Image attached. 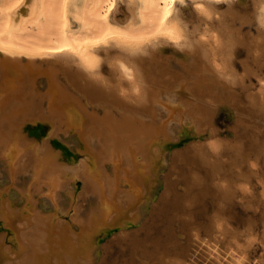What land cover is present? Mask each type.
<instances>
[{
	"label": "bare ground",
	"instance_id": "bare-ground-1",
	"mask_svg": "<svg viewBox=\"0 0 264 264\" xmlns=\"http://www.w3.org/2000/svg\"><path fill=\"white\" fill-rule=\"evenodd\" d=\"M26 3L0 0V264H245L264 0Z\"/></svg>",
	"mask_w": 264,
	"mask_h": 264
},
{
	"label": "rangeland",
	"instance_id": "rangeland-1",
	"mask_svg": "<svg viewBox=\"0 0 264 264\" xmlns=\"http://www.w3.org/2000/svg\"><path fill=\"white\" fill-rule=\"evenodd\" d=\"M186 8H188V9L190 8L191 9V5H189ZM221 10H224V9H221ZM219 12L221 13V11H219ZM241 54H242V52L241 53L238 52V55H241ZM252 83H253L252 86H251L252 88L250 87L251 89L249 91L251 93H255V91H257V92L260 91L262 96H263V98H264V91H263L264 90V83L262 85H258V82L256 83V80H253ZM38 133H40V132H38ZM184 142H186V141H184ZM181 144H182V142H177L174 145L180 146ZM62 152H64V150H62ZM65 156L72 157L73 155H65ZM161 170L162 169H160V173H162ZM260 177H261L260 176V171H258V173L256 174V177L253 178V180L249 183L248 187H245L246 185L243 186L244 187L243 189L247 188L248 190L246 189L244 192L240 190L242 193H240V191H239L240 195L235 200V204L233 206L234 207L233 211L235 213V216H234L235 219L233 221V224H232L233 226L232 227L234 229H237V231L241 230V232H242V230H244V220H246L247 218H249V217L253 216V214H255V212L251 211L249 208L247 209V206H248L247 204L250 203V204L255 205V206L259 204V197H260L259 194L261 192V186L260 185H261V182H262V179ZM258 218H260L259 215L257 216V219ZM260 225H261L260 224V220H257V223L255 225H253V227H252V232H251L252 234H250V235L248 234L247 235L248 237L246 235L244 237H242L243 239L240 240V243H237L238 245H236L235 247H234V245L231 246L232 249H234L236 251V253L233 254L234 256L230 257L232 260H234L236 258H239L238 256L241 255L243 257V261H244L245 264H264V235L262 233L263 227L260 226ZM249 237L250 238L252 237V239L253 238H255V239L252 240ZM106 238L107 237H104V236L99 237V239H102V240H104ZM247 241H248V243H247ZM219 247H220L219 250L223 254V258L225 257L224 260L226 262V259L229 258V256H228L229 255V251H231L232 249L228 250L223 245H221ZM191 250L193 251V249H191ZM196 253L198 255L200 254V253H198L197 250H196L195 254ZM210 257H212V256H210ZM203 264H205V262ZM220 264H223V263H220Z\"/></svg>",
	"mask_w": 264,
	"mask_h": 264
},
{
	"label": "water",
	"instance_id": "water-1",
	"mask_svg": "<svg viewBox=\"0 0 264 264\" xmlns=\"http://www.w3.org/2000/svg\"><path fill=\"white\" fill-rule=\"evenodd\" d=\"M187 138V137H186ZM60 148H62V150H64V155H68V152H67V150H66V148L65 147H60ZM119 184V183H118ZM120 185V184H119ZM100 191H98L97 193H99ZM96 193V195H94L91 199H90V201H89V203H88V205H87V208H88V210H94V209H97L98 208V206H99V203H98V198H97V196H98V194ZM42 199L43 200H45L47 203H49V199H50V197L49 196H47L46 194H43V197H42ZM52 202V204H53V201H51Z\"/></svg>",
	"mask_w": 264,
	"mask_h": 264
},
{
	"label": "snow or ice",
	"instance_id": "snow-or-ice-1",
	"mask_svg": "<svg viewBox=\"0 0 264 264\" xmlns=\"http://www.w3.org/2000/svg\"><path fill=\"white\" fill-rule=\"evenodd\" d=\"M155 2L157 3H162V4H165V5H170L173 0H155ZM31 3V0H27V3L24 5V8H25V12L22 13V14H26V9H27V5ZM180 3L181 5L184 4V0H180ZM196 7H202V5H199L197 4ZM168 15V11H167V8L165 9V16ZM0 51H2V49H0Z\"/></svg>",
	"mask_w": 264,
	"mask_h": 264
}]
</instances>
